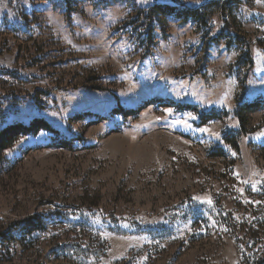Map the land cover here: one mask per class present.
Here are the masks:
<instances>
[{
  "label": "rangeland",
  "instance_id": "1",
  "mask_svg": "<svg viewBox=\"0 0 264 264\" xmlns=\"http://www.w3.org/2000/svg\"><path fill=\"white\" fill-rule=\"evenodd\" d=\"M180 3L0 0V131H59L6 134L0 264H264V107L245 134L235 112L240 86L264 96V0ZM32 215L42 230L21 228Z\"/></svg>",
  "mask_w": 264,
  "mask_h": 264
},
{
  "label": "trees",
  "instance_id": "2",
  "mask_svg": "<svg viewBox=\"0 0 264 264\" xmlns=\"http://www.w3.org/2000/svg\"><path fill=\"white\" fill-rule=\"evenodd\" d=\"M176 3H180L181 0H175ZM181 4V3H180ZM150 14L153 12H161L163 14L169 15L173 13H177L178 15L182 16L185 20H189L190 17L194 18L195 20H198L201 24V26H205L207 24V20L205 17V14L202 13L199 9L194 8V7H187L186 9H179L178 6L176 5H169V4H158L150 8ZM151 16V15H150ZM146 30L148 32L149 39L148 44L152 43V25L151 22L148 23ZM149 47V46H148ZM248 76V74H247ZM246 78V76H245ZM243 78V79H245ZM246 87V84L243 86H240L239 91L237 93V98H236V105H235V112L239 120V127L240 130L243 134L246 133V118L244 116L245 113L251 112L255 109H260L264 107V96L263 97H258L252 101H243L244 100V88ZM158 103H166L167 105H174L178 110L180 111H186V110H194L198 113L200 119L203 122H207L211 119H217L221 118V112L216 111V110H210V111H200L198 106L189 104V103H178L175 102L173 99H167V98H153L150 99L149 101L146 102V105H151V104H158ZM119 111V112H118ZM118 113H123L124 115L130 116L133 114L134 109L124 107L123 109L118 110ZM25 129L26 133H34L39 130H48L50 132H59L57 128L54 127L48 120L42 119V118H35L33 122L30 124H12L9 125L5 128H3L0 131V149L4 150L7 149L10 145V140L11 136H7L6 134L10 129H16L18 127H21ZM240 132V134H241ZM238 136L228 132L225 135V140L227 142H230L234 145L238 143ZM76 137L72 136H65V135H58L54 137L53 144L54 146L57 147H63V148H72L73 142L77 139ZM215 154L216 156H223L225 155V151H223L221 148L215 149ZM19 225H21V228L23 230H28V231H39L44 228V221L41 216L39 215H32L29 216L22 221H20Z\"/></svg>",
  "mask_w": 264,
  "mask_h": 264
}]
</instances>
